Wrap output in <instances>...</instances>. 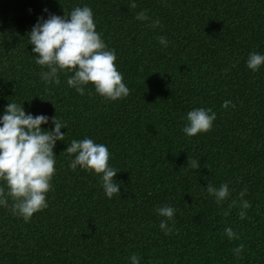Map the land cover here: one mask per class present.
I'll return each instance as SVG.
<instances>
[{
    "label": "trees",
    "instance_id": "obj_1",
    "mask_svg": "<svg viewBox=\"0 0 264 264\" xmlns=\"http://www.w3.org/2000/svg\"><path fill=\"white\" fill-rule=\"evenodd\" d=\"M84 5L116 54L125 98L106 100L91 84L80 95L67 72L56 85L40 78L32 25ZM141 10L145 21L135 19ZM250 52L264 54V0H0V114L15 101L49 117L42 130L52 117L66 125L48 207L28 222L0 207V264H129L132 254L140 264H264V65L247 69ZM201 107L216 113L211 129L185 136L186 113ZM85 137L108 148L120 185L111 199L98 176L68 168L66 145ZM221 183L229 195L217 204L205 186ZM164 205L176 210L168 235L155 211Z\"/></svg>",
    "mask_w": 264,
    "mask_h": 264
},
{
    "label": "clouds",
    "instance_id": "obj_2",
    "mask_svg": "<svg viewBox=\"0 0 264 264\" xmlns=\"http://www.w3.org/2000/svg\"><path fill=\"white\" fill-rule=\"evenodd\" d=\"M130 6L136 7L134 2ZM42 11L46 12V9ZM135 19L147 20L145 10L137 12ZM159 23V20H154L151 27ZM95 28L93 12L87 5L75 6L60 16L48 14L43 18L38 17L27 36L35 64L47 69L40 72V78L45 85H56L60 83L58 73L67 72L71 73L66 77L67 86L80 95H84L85 86L91 84L95 93L106 100L125 98L129 89L122 82V74L115 66L116 54L107 47ZM158 43L167 46L165 37H159ZM262 65L264 54H248L245 61L247 69L255 73ZM232 106L229 100L221 104L222 108ZM184 119L181 132L192 137L209 131L216 113L209 108H194L186 113ZM48 123L49 117L42 114L33 116L24 110L22 103L15 101L7 102L0 114V207L9 209L12 215L22 218L24 222H28L34 213L48 207L45 194L51 190V180L55 174L53 147L64 139L65 132L60 130L66 128L64 123L52 117L50 130H42L41 125ZM64 152L71 157L69 169L76 170L79 167L98 176L106 199L118 195L120 185L113 179L117 170L108 164L110 153L105 144L96 143L87 137L72 139ZM191 167L197 168V161H191ZM205 188L217 204L229 195L226 183H221L218 188L207 184ZM243 195L244 192L239 193L240 197ZM235 205L236 201H232L229 207ZM249 207L247 200H240V219L245 218ZM155 211L164 218L158 227L168 235L172 227L166 222L172 221L176 210L164 205ZM224 234L230 241L239 239L231 227H226ZM243 248V244H238L233 250L234 254H240ZM128 261L129 264H140V257L132 254Z\"/></svg>",
    "mask_w": 264,
    "mask_h": 264
}]
</instances>
